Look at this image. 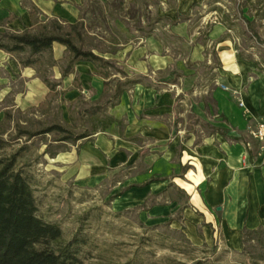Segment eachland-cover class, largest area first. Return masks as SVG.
<instances>
[{
  "label": "crops",
  "instance_id": "obj_1",
  "mask_svg": "<svg viewBox=\"0 0 264 264\" xmlns=\"http://www.w3.org/2000/svg\"><path fill=\"white\" fill-rule=\"evenodd\" d=\"M239 3L238 23L220 17L200 32L191 23L197 13H206L205 0H163L160 20L152 25L165 21L174 50H158L157 28L151 26L148 52L113 55L134 76L110 108L117 121L68 144L62 155L70 159L68 176L80 185L96 186L122 173L119 205L165 200V208H178L180 226L194 246L215 244L235 252L242 249L243 230L264 224V153L251 133L264 119V0ZM64 53L62 44H53L56 60ZM0 62L8 78L19 76L27 86L18 104L45 98L49 88L35 67H21L2 50ZM59 69L54 68L55 78H68L70 85L92 80L97 98L102 93L105 79L93 63H77L66 77ZM6 79L0 76L1 86ZM179 201L183 204L173 208Z\"/></svg>",
  "mask_w": 264,
  "mask_h": 264
},
{
  "label": "rangeland",
  "instance_id": "obj_2",
  "mask_svg": "<svg viewBox=\"0 0 264 264\" xmlns=\"http://www.w3.org/2000/svg\"><path fill=\"white\" fill-rule=\"evenodd\" d=\"M162 1L0 0V32L22 31L29 27L24 22L25 12L31 15L34 6L38 8L42 20L58 18L66 26L68 22L79 19L84 29L83 46L94 49L100 56L105 54L103 58L113 61L122 70L123 64L113 55L123 50L128 53L135 49L141 54L143 51L148 52L150 40L147 38L152 36L151 26L157 28L158 50L164 54L167 47L170 52L174 50L173 38L167 37L163 30L165 21L152 25L154 21L160 20L159 7H162ZM205 2L208 5L204 8L206 13H197L191 23L195 31H207L213 21L220 17L236 20V23L242 17L239 0H220V4H215L216 0ZM214 8L218 10L214 12ZM3 15L6 16L2 18ZM15 58L18 59L17 56ZM43 58L44 67L35 69L37 76L41 77L46 68V73L61 84L56 87V93L49 90L45 98L35 104H28L25 98V101L17 103L18 97H25L27 86L19 76L15 80L8 78L0 62V76L8 79L7 86L0 85V121L7 111H11L14 117L4 134L11 143L6 151L10 153L22 145H29L30 150L20 160V165L34 182L40 214L47 220L58 222L67 238L73 237L79 230L83 231L88 241L84 248L85 264H190L196 259H206L208 264H253L251 256L243 254L242 249L235 252L219 249L215 244L211 247L194 246L180 226L178 208H165V200L156 203L155 199L149 198L141 204L119 205L115 195L119 191L117 182L122 179V173H111L102 184L96 186L80 185L74 177L68 176L70 159L62 156L71 146L55 142L53 134L39 135L31 140L16 138L19 133L15 126L16 120L34 131L57 122L76 126L78 131L83 130L79 112L99 99L105 90L107 92L100 101L104 103L101 113L103 118L104 115L112 116L109 111L117 101V98L113 99L117 86L125 88L130 81L128 77L133 76L124 70L123 74L114 67L108 68L106 71L110 72L109 76L104 77V87L97 98L98 89L93 86L92 80H80L70 85L68 78L54 77V68H60L61 72L62 66L66 64L65 60H61L63 57L56 60L54 55L51 59L45 54ZM123 75L127 77L123 78ZM139 79L147 81L144 77ZM106 81L108 87H105ZM175 198L176 195H173ZM182 204L179 201L173 208ZM250 244L257 245L254 240ZM251 251L254 249L251 248Z\"/></svg>",
  "mask_w": 264,
  "mask_h": 264
},
{
  "label": "trees",
  "instance_id": "obj_3",
  "mask_svg": "<svg viewBox=\"0 0 264 264\" xmlns=\"http://www.w3.org/2000/svg\"><path fill=\"white\" fill-rule=\"evenodd\" d=\"M30 14L32 23L29 27L22 31L0 32V50L17 56L22 66L41 69L45 63L44 55L48 54L52 59L53 44L59 43L65 47V54L61 59L66 61L61 68L62 77L73 73L79 62L93 63L105 78L109 76L110 72L106 70L110 67L123 72L113 61L96 54L94 49L83 46L82 22H68L65 26L58 18L42 20L36 6ZM44 71L41 78L54 94L60 81L53 80L46 73V68ZM106 86H109L107 81ZM122 91L123 88L118 85L113 99H118ZM106 92L103 91V95ZM103 95L79 112L83 120L81 131L76 126L58 122L34 131L16 120L15 126L19 132L16 138L26 137L31 140L39 135L53 134V140L64 145L91 138L99 129L106 130L117 121L109 115H104L103 118L101 109L104 103H100ZM115 104L116 102L113 105ZM13 119L11 111H7L0 121V264H85L84 248L88 241L83 231L79 230L73 237L67 238L58 222L47 220L40 214L34 182L20 165V160L30 150L29 145H22L10 153L6 151L11 143L4 134L9 130ZM252 240L257 245L250 246L249 242ZM242 253L251 256L253 264H264V224L255 230H243ZM190 264H208V261L196 259Z\"/></svg>",
  "mask_w": 264,
  "mask_h": 264
},
{
  "label": "built area",
  "instance_id": "obj_4",
  "mask_svg": "<svg viewBox=\"0 0 264 264\" xmlns=\"http://www.w3.org/2000/svg\"><path fill=\"white\" fill-rule=\"evenodd\" d=\"M227 89V87H225ZM242 104V102H240ZM253 137L259 142L260 151L264 153V119L259 121L251 130Z\"/></svg>",
  "mask_w": 264,
  "mask_h": 264
}]
</instances>
